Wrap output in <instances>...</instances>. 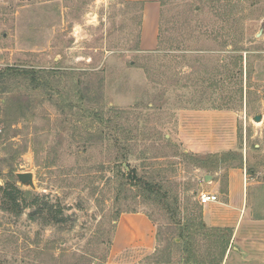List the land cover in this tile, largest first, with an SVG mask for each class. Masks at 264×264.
<instances>
[{"label":"rangeland","instance_id":"1","mask_svg":"<svg viewBox=\"0 0 264 264\" xmlns=\"http://www.w3.org/2000/svg\"><path fill=\"white\" fill-rule=\"evenodd\" d=\"M161 3L158 46L142 51L137 2L0 0V72L28 71L0 78V187L25 207L4 210L0 188V264H107L129 212L154 222L156 260L242 264L226 259V232L185 230L199 221L196 169L240 152L186 157L174 133L180 110L233 111L264 175V0Z\"/></svg>","mask_w":264,"mask_h":264},{"label":"crops","instance_id":"2","mask_svg":"<svg viewBox=\"0 0 264 264\" xmlns=\"http://www.w3.org/2000/svg\"><path fill=\"white\" fill-rule=\"evenodd\" d=\"M128 1L142 6L140 50H155L161 0ZM174 136L184 152L194 156L240 152L239 164L222 163L207 170L198 167L193 179L198 186L194 198L202 208L204 225L227 233L229 262L264 264V175L250 168L249 146L239 145L236 113L223 109L180 110ZM207 174L212 177L209 181H205ZM201 191L217 195L218 201L202 205L198 200ZM157 245L156 226L146 213H122L107 264H168L154 259Z\"/></svg>","mask_w":264,"mask_h":264},{"label":"trees","instance_id":"3","mask_svg":"<svg viewBox=\"0 0 264 264\" xmlns=\"http://www.w3.org/2000/svg\"><path fill=\"white\" fill-rule=\"evenodd\" d=\"M27 72L28 71H25V70H20V69H17V68H15V69L14 68H11V69H9L8 72H6V71L0 72V78H5V76H7L8 74H12L13 76L16 77V75H22V74L24 75ZM231 153H235V152H228V153H225V154H231ZM183 156H186L187 157V156H191V155L190 154H187V153H183ZM192 156H194V155H192ZM208 156H216V155H207L205 157H208ZM198 157L202 159L201 156H198ZM221 161L223 162V159H221ZM127 174L128 175H132V171L130 170ZM142 184H143L142 185L143 188L145 190L149 191V193H151V192L152 193H155L156 192L155 190H157L156 185L153 184V183H151V182L142 181ZM0 188L3 191V195H2V206H3L4 210H8V211L15 212L17 214V216H20L23 213L24 209H25V207L21 204L20 199H19V195L22 193V191H20L16 187H13V189H11L9 191L6 190V188H2V187H0ZM27 194H28V192H27ZM196 206L198 207V209L200 211V213L198 215V220L199 221H198L197 225H195V226L192 225L190 227H187V228H185V230H190L191 228H194L195 227L196 234H198V235L200 234L201 235V234L207 232L209 229L204 225V221L202 219V208H201V206H199L197 203H196ZM46 209L48 210L49 217L51 219H56V221H58L56 212L53 210V206H48L47 205L45 209H41V212L44 213V211ZM38 214H39V211L38 210H34L33 213H32V215H30V217L33 220L34 219H37L36 216ZM213 231H218V230H213ZM180 235L183 236L182 233H180ZM194 262L198 263L197 260H195ZM37 264H44V263L42 262V263H37Z\"/></svg>","mask_w":264,"mask_h":264},{"label":"water","instance_id":"4","mask_svg":"<svg viewBox=\"0 0 264 264\" xmlns=\"http://www.w3.org/2000/svg\"><path fill=\"white\" fill-rule=\"evenodd\" d=\"M264 28L263 26L260 28V31L258 33V37L261 36L262 32H263ZM262 119V116L261 115H257L255 117V120L256 121H260ZM17 177L20 181V183H22L23 185L25 186H30L32 189H35L36 188V185L34 183V175L32 172H22V173H17ZM211 175L210 174H207L205 176V181H209L211 179Z\"/></svg>","mask_w":264,"mask_h":264},{"label":"built area","instance_id":"5","mask_svg":"<svg viewBox=\"0 0 264 264\" xmlns=\"http://www.w3.org/2000/svg\"><path fill=\"white\" fill-rule=\"evenodd\" d=\"M263 28H264V22H263ZM261 43L264 45V30L260 37ZM198 200L202 205H205L209 202L218 201L217 195L211 194L207 191H201L198 194Z\"/></svg>","mask_w":264,"mask_h":264}]
</instances>
